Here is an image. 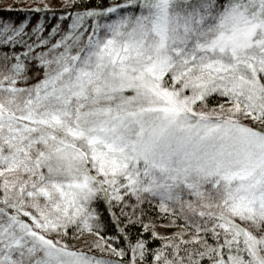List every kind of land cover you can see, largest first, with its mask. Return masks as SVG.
Returning <instances> with one entry per match:
<instances>
[{
	"label": "snow or ice",
	"instance_id": "snow-or-ice-1",
	"mask_svg": "<svg viewBox=\"0 0 264 264\" xmlns=\"http://www.w3.org/2000/svg\"><path fill=\"white\" fill-rule=\"evenodd\" d=\"M0 12V264H264V0Z\"/></svg>",
	"mask_w": 264,
	"mask_h": 264
},
{
	"label": "rangeland",
	"instance_id": "rangeland-1",
	"mask_svg": "<svg viewBox=\"0 0 264 264\" xmlns=\"http://www.w3.org/2000/svg\"><path fill=\"white\" fill-rule=\"evenodd\" d=\"M10 2H13V0H2V2H0V5H8L10 4ZM50 2L54 7H59V0H50ZM161 230L164 231L166 229H161ZM77 246H80L79 242H77Z\"/></svg>",
	"mask_w": 264,
	"mask_h": 264
},
{
	"label": "trees",
	"instance_id": "trees-1",
	"mask_svg": "<svg viewBox=\"0 0 264 264\" xmlns=\"http://www.w3.org/2000/svg\"><path fill=\"white\" fill-rule=\"evenodd\" d=\"M12 2H10V4H11ZM9 5V4H8ZM5 6H7V5H0V9H2V8H4ZM0 15H7V13H2V12H0ZM15 18V17H14ZM49 21H52L53 20V18L51 17V16H49ZM173 230H175V229H171V230H164V231H162V232H164L165 234H167V232H169V231H173Z\"/></svg>",
	"mask_w": 264,
	"mask_h": 264
}]
</instances>
